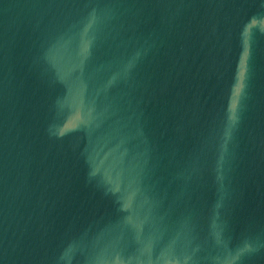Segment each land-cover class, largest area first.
<instances>
[{"label": "water", "instance_id": "water-1", "mask_svg": "<svg viewBox=\"0 0 264 264\" xmlns=\"http://www.w3.org/2000/svg\"><path fill=\"white\" fill-rule=\"evenodd\" d=\"M0 264H264V0H0Z\"/></svg>", "mask_w": 264, "mask_h": 264}]
</instances>
